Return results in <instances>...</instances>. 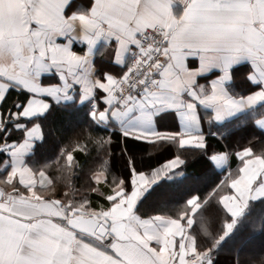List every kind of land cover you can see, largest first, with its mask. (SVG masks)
I'll return each instance as SVG.
<instances>
[{
	"label": "crops",
	"instance_id": "1",
	"mask_svg": "<svg viewBox=\"0 0 264 264\" xmlns=\"http://www.w3.org/2000/svg\"><path fill=\"white\" fill-rule=\"evenodd\" d=\"M67 3L68 0H27L26 3L21 2L18 4L16 0H5L3 4L2 12L4 20L2 28H0V36L7 42L10 51L8 53H0V77H5L7 80L20 79L25 86L37 93V96L28 103L24 115L34 116L45 111L43 95H41L39 81L35 76L36 66L33 65L28 71L21 73L18 68V62L15 59L19 55L21 58L28 59V63L31 64L30 58L33 55H39V49L33 44L36 37L30 32L23 31V28L28 23H31L34 19L40 20L39 24L32 23V29L34 32L39 33V42L46 48L49 44L57 42V38L61 33L63 34L64 42L72 40L75 50L78 51L81 50V47L87 48L88 42L94 41L90 56L84 57L82 54L65 53L63 49L48 48L49 59L45 60L44 63L53 62L52 58L54 57L56 64H62L66 69H74L84 89H95L97 76L102 78L105 72L111 73L114 78L105 81L103 87L109 93L108 99L110 103L115 104L116 100L112 96L113 92L122 79L121 77H124L127 73L130 54L137 47L134 40L140 36L136 28V19L149 17L154 14L153 9L149 6L150 0H140V7H133L131 15L128 12L126 0H99L95 14L89 11L90 5L88 4V0H72L71 11L65 9ZM73 13L76 15L74 16ZM109 19L112 21L111 24L107 22ZM220 22L226 25L230 23L228 19ZM117 36L119 37L118 56L124 66L116 65L112 62L113 51L117 45L110 44L109 40H114ZM230 39H232V36L227 32L202 33L195 36L192 40H188L184 34L178 33L174 45L170 46L168 43L166 45L169 48L168 57L171 59L168 60V57L164 55L162 63L165 64V79L169 82V86L176 83L180 77H184L185 81L187 80V73L178 63L179 57L187 55L196 47H207L209 44L217 42L227 43ZM221 56V52L213 50L208 53V60L215 61ZM93 59L95 69L92 65ZM166 61L168 62L165 63ZM249 71V65L244 64L240 66L239 73L225 86L230 97L237 101L244 99V106L242 108L217 121L213 118L211 109L198 106L200 118L199 132L205 137L206 144H208V138L220 140L216 133V128L219 125H223L264 105V96L257 94L261 86L259 83H253L247 78ZM260 78L258 71L257 79ZM201 83L207 85L208 82L202 80ZM7 87V81L0 82V100L4 99ZM12 87L16 88V85L12 84ZM79 94L77 92L72 100H66L63 99L66 93L61 89L56 92V95L61 97V101L59 103L53 101L51 102V106L52 104L58 106L73 104L77 107L86 105H91L92 107V100L89 99L82 102L79 99ZM67 95H73V93L69 91ZM96 103L101 104V107L103 106L98 96ZM214 103L221 114L233 110L227 99L222 96L217 98ZM164 106L168 105L165 104ZM96 111L99 120L105 126L113 124L120 131V125L114 122L106 124L103 122L100 115L101 109H96ZM169 119L171 123L164 127L170 130H179L180 124L174 115L170 114ZM109 120L111 121V113L109 114ZM257 121H264V117ZM257 121L255 122L256 127L264 132V128L258 125ZM189 123L191 125V134L179 140L181 145L198 143L200 141V136L197 132L198 125L194 116L191 117ZM0 127H3V125L0 124ZM131 127L151 131V126L147 123H137ZM134 134L138 135L139 133ZM35 135L36 133L34 132L31 137L25 138V140L13 147L0 145V148H3L9 157L8 162L5 164V168H10L9 182L18 179L27 191L28 188L32 191L34 187L40 184L39 179L26 165L27 157L32 153L36 142L40 141L35 139ZM143 139L149 142L161 140L172 142L176 140V137L165 134L161 136H144ZM29 145H34L33 149ZM212 149H214L212 150V156L217 155L218 159L221 153L226 155L221 164H217L211 160L217 170L226 171L227 177L231 178L229 186L232 189V193L225 194L221 198V203L228 213L239 211L241 208L244 211L245 208L243 206L245 203L248 205L250 201L258 200L254 199L256 196L264 197V180L259 178L262 183L259 184L258 182V177H261L264 173L263 156L253 155L245 150L239 151L237 153L240 154V157L236 154L239 164L232 168L229 152L216 151V148L213 147ZM160 169L161 166L157 170ZM147 174L149 178L153 177V171ZM44 177L43 180L45 181L47 177ZM232 181H235V183L232 184ZM47 185H49V181L45 186ZM135 185V193L128 194L125 190L121 189L122 192L119 195L117 194L114 199L110 198L111 200H115V204L107 211L108 213L105 212V215H107L105 216L106 220H98L110 223L106 238L98 241V239L84 235L86 237L84 240L93 245L94 249L85 248L76 240H71L70 245L62 246L70 247L72 264H207V258L199 256L196 253L195 239L189 233V219L188 221H184V216L181 219L165 216L140 218L134 213L138 195L146 187H150L142 176L135 177ZM0 188L2 189V187ZM250 196L253 199H249ZM41 202L39 200L30 201L28 200V196L25 195L24 198L16 194L6 195L4 191L3 200L0 201V211L5 216L8 214H22L33 217L35 221H39L41 217L44 219H56L57 225H64L61 216H55L54 214L52 216H42L37 214L43 208L41 207ZM28 207L31 208L28 209ZM68 220L69 218H67V225ZM67 228L68 226L64 225V229L62 230L66 236L69 235ZM78 235L80 234L77 233ZM33 238H35V233H33ZM92 240H94V243L95 241L104 243L106 250L98 249L93 242H90ZM29 251V247L25 244L24 254L27 255Z\"/></svg>",
	"mask_w": 264,
	"mask_h": 264
},
{
	"label": "snow or ice",
	"instance_id": "2",
	"mask_svg": "<svg viewBox=\"0 0 264 264\" xmlns=\"http://www.w3.org/2000/svg\"><path fill=\"white\" fill-rule=\"evenodd\" d=\"M27 2V0H16V3ZM99 0H88L90 5L89 11L93 14L96 12ZM5 0H0V28L3 25V4ZM128 5V12L131 15L133 7H140V0H126ZM154 14L149 17H141L136 19V28L140 35L147 39V29L151 28L153 32L164 38L170 46L174 45L178 33L184 34L188 40H192L195 36L202 33L215 32V33H230L232 39L227 43L217 42L209 44L207 47H196L190 53L178 58V63L187 73V80L180 77L179 80L169 86V82L165 79V64L153 60V63L159 65L160 70L151 73V78L145 77L138 82L139 86L129 87L132 89L127 96L117 97L115 104L110 103L108 96L109 93L104 89L103 83L109 79H113L111 73L105 72L102 76H97L95 89H84L81 86L80 80L77 78V73L74 69H66L62 64L53 62L45 64L44 61L49 59L48 48L63 49L65 53H75L76 55H83L84 57L90 56L92 53V45L94 41L88 42L87 48L81 47V50H75L72 40L64 42L63 34L57 38V42L49 44L46 48L39 42V33L34 32L32 23L39 24V19H34L28 23L23 31L33 34L36 39L33 41L36 48L39 49V55H33L30 59L21 58L19 55L15 57L18 62V68L21 73H24L36 66L35 76L39 81L41 88V95H43V102L45 104V111L38 113L34 116L24 115L28 103H30L37 93L31 88L25 86L22 80H7L5 77H0V82L7 81L8 87L4 93V99L11 91L22 92L24 100L18 102L15 107V113H9L18 121L14 126L17 130L24 129L25 137H31L35 132V139L42 140L43 134L41 125L31 123L30 121L36 120L39 116L43 115L51 106V102L59 103L61 97L56 95L57 91L64 90L66 95L63 99L72 100L76 93L79 94L80 101L92 100V111L90 116L94 121H97L96 109H101L100 115L103 122H114L120 125V135L124 140H132L140 143H148L144 140V136L151 135H170L176 137L172 143L180 148H199L204 149L207 147L205 137L200 134V118L198 106L209 108L213 112V118L217 121L224 119L226 116L231 115L234 111L242 108L243 100L239 101L230 97L226 90V84L231 82L235 75L240 71V66L247 64L250 66V71L247 73V78L253 83H259L261 88L257 92L258 95L264 96V0H150V5ZM72 0H68L65 9L71 11ZM75 16L76 14L73 13ZM224 19L230 21L229 24L221 23ZM109 24L112 21H107ZM111 35V33H110ZM155 39V37H153ZM110 44H116L117 47L113 51L112 62L116 65L124 66L120 61L119 52V37L114 40H109ZM135 45L140 48V40H134ZM174 50V49H173ZM213 50H218L222 56L215 60H208V53ZM10 51L7 42L0 36V53H8ZM35 51V49H34ZM143 51V49H141ZM157 52L168 57L169 48L156 49ZM171 58L168 57V60ZM166 61L165 63H167ZM27 65V67H25ZM93 68L95 69L94 59L92 60ZM152 67V64H149ZM131 71V68L128 69ZM259 71L260 79H257V72ZM123 78V77H121ZM207 81V85L201 81ZM12 84L16 85L14 89ZM71 91L73 95H67ZM135 93V95H133ZM97 96L100 98L101 104L96 103ZM223 97L227 99L232 106V111L221 114L214 101ZM3 103V100H0ZM167 104L168 106H164ZM111 113V121L109 114ZM174 115L175 119L180 124L179 130H170L164 127L170 124L169 115ZM195 117L198 125L197 132L200 136V141L193 144L181 145L179 140L186 135L191 134L190 120ZM2 117V114H0ZM25 122H19L21 118ZM100 121H97L99 123ZM147 123L151 126V131H144L141 128L131 127L134 124ZM258 125L264 128V121H257ZM0 132H5L7 124H4L0 119ZM134 133H139L138 135ZM7 138L5 137V140ZM111 137H108V141ZM34 145H29L33 149ZM76 150H82L77 146ZM125 151H127L125 149ZM246 152L253 154L251 148L246 149ZM0 152L5 153L3 148ZM64 150L61 149V154ZM240 157V154L237 153ZM213 155L211 159L217 164L223 163L225 154ZM264 158V157H262ZM66 161L71 162L74 160L72 152L67 153ZM184 160L176 155L172 159L165 162L160 170L153 169V177L149 178L145 172L138 171L135 167L134 161L129 157L128 165L130 168L132 180L129 181L130 187L125 189L127 193H135V177L142 176L145 182L150 187L157 183L161 178L167 176L169 173L175 171L184 164ZM69 166L71 164L69 163ZM103 173L99 174L103 177ZM223 182V181H222ZM123 183V180L121 181ZM232 184L235 181L231 182ZM146 187L137 198V202L143 194L150 188ZM264 198L256 196L254 199ZM199 197H193L186 203L189 207ZM253 199V197H249ZM137 206V203H136ZM247 207V203L243 206ZM136 211V208L134 210ZM243 213V208L239 211L229 212L232 217V223L227 225V232L230 233L237 223V218ZM191 223V221H190ZM64 225H57L56 219H44L41 217L39 221H35L33 217L25 216L22 214H5L0 211V264H72V257L70 247H62L63 245H70L71 240H76L80 245L85 248H93L88 241L77 236L78 230H73V225H68L67 231L69 235H64ZM35 233V238H33ZM223 239V237H221ZM25 244L29 247L30 251L27 255L24 254ZM211 251V250H209ZM207 264H213V259L207 257Z\"/></svg>",
	"mask_w": 264,
	"mask_h": 264
},
{
	"label": "trees",
	"instance_id": "3",
	"mask_svg": "<svg viewBox=\"0 0 264 264\" xmlns=\"http://www.w3.org/2000/svg\"><path fill=\"white\" fill-rule=\"evenodd\" d=\"M23 100L24 94L13 90L1 103L2 120L7 124L6 131L0 132L2 146L13 147L26 138L25 130H17L14 125L18 121L9 115L17 111L15 105ZM92 110L91 105L52 104L46 114L26 122L29 126L38 122L43 134V139L36 142L27 157L26 165L34 175L45 173L51 184L37 185L27 191L18 179L9 182L10 168H5L9 157L4 150L5 153L0 152V186L6 195L32 196L34 192L38 193V199L54 202L65 213L76 211L75 215L97 217L115 204L110 198L119 189L130 187L129 157L138 171L150 173L179 155L184 164L153 184L137 202L134 213L140 218L181 219L184 216V221L189 219V233L195 239L197 255L210 256L213 264H264V244L252 245L264 237V198L250 201L232 231L225 235L232 217L223 207L221 197L232 193L231 178L226 171L217 170L211 160L212 147L229 152L232 168L239 164L236 159L239 151L251 148L255 155L264 157V132L255 125L264 117V105L219 125L216 133L220 140L208 138L204 149L180 148L167 140L148 143L124 140L115 125L105 126L98 115L100 122L94 121L90 116ZM19 122L25 121L21 118ZM77 146L82 150L74 151ZM69 152L74 156L71 162L65 159ZM100 173L104 178L97 182L96 176ZM196 196L199 201L189 207L186 202ZM61 220L67 227V219ZM78 236L86 239L84 235ZM94 244L106 250L105 244L97 241Z\"/></svg>",
	"mask_w": 264,
	"mask_h": 264
},
{
	"label": "built area",
	"instance_id": "4",
	"mask_svg": "<svg viewBox=\"0 0 264 264\" xmlns=\"http://www.w3.org/2000/svg\"><path fill=\"white\" fill-rule=\"evenodd\" d=\"M147 39L144 36L140 35L138 40H140V48L135 47L131 54L128 64V69L131 68L129 72L124 75V77L117 84L113 97L127 96L128 93L132 90L129 86H139L138 82L144 79L145 77L151 78V73L157 72L159 65L153 63V60L159 61L161 64L164 60V55L157 52L156 49H163L166 47L167 42H164L162 36L157 35L156 32H153L151 28L147 29ZM155 37V39H153ZM143 49V51H141ZM149 64H152V67H149ZM135 95V93H133Z\"/></svg>",
	"mask_w": 264,
	"mask_h": 264
},
{
	"label": "rangeland",
	"instance_id": "5",
	"mask_svg": "<svg viewBox=\"0 0 264 264\" xmlns=\"http://www.w3.org/2000/svg\"><path fill=\"white\" fill-rule=\"evenodd\" d=\"M42 175V176H41ZM44 176H46L47 177V179L44 181L43 180V178H45ZM36 177L39 179V182H40V184H39V186H43V187H46L45 185H46V183H48V181H49V185L51 184V180L49 179V177L45 174V173H40V174H38V175H36ZM97 177H99V174L96 176V181L97 182H100V181H102L103 180V178H104V176L103 177H100L99 179H97ZM259 178H261L262 180H264V173L262 174V176L261 177H258V182H259V184H261L262 182L260 181V179ZM144 182V181H143ZM142 183V182H141ZM49 185H47V186H49ZM0 187H2V186H0ZM3 188V187H2ZM122 192V190L121 189H119L118 191H117V193L114 195V196H112V198L114 199L115 198V196L118 194L119 195V193H121ZM36 195H38V193H34V192H32V196L31 195H28V198H30V199H28V200H30V201H34V200H39V201H41L40 199H38V197H36ZM228 195V194H227ZM19 196H21V197H23L24 198V195L22 194V195H19ZM223 197V196H222ZM221 197V198H222ZM28 203H30V202H28ZM31 207H32V205H30ZM31 207H28V209H30ZM41 207H43V208H41L40 209V211L39 212H37V214H40V215H49V216H52V214H54L55 216H61V217H64V218H69V215L70 214H75V212L76 211H72V212H70L69 211V213H65L64 211H63V209H61V208H59L58 206H56V204L54 203V202H50V201H43L42 200V202H41ZM66 209H68V206H66ZM30 211V210H29ZM46 212V214H44ZM108 213V212H107ZM106 213H104V214H101L100 216H98L97 215V217L96 216H94V215H92V217H95V219L96 220H103V219H105V216H107V215H105ZM112 214V213H111ZM110 214V215H111ZM106 220V219H105ZM102 244H104V243H102ZM264 244V237H262V238H260L259 240H257V242H255V244H252V245H256V246H260V245H263ZM253 247H250V249H252Z\"/></svg>",
	"mask_w": 264,
	"mask_h": 264
},
{
	"label": "water",
	"instance_id": "6",
	"mask_svg": "<svg viewBox=\"0 0 264 264\" xmlns=\"http://www.w3.org/2000/svg\"><path fill=\"white\" fill-rule=\"evenodd\" d=\"M4 191L0 188V201L3 200ZM68 225H73V230L77 233L94 239L105 238L108 235L110 223L108 221L99 222L94 217L70 214Z\"/></svg>",
	"mask_w": 264,
	"mask_h": 264
}]
</instances>
